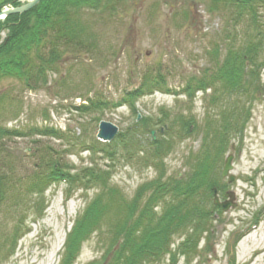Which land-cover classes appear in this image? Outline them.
I'll list each match as a JSON object with an SVG mask.
<instances>
[{
  "label": "rangeland",
  "instance_id": "obj_1",
  "mask_svg": "<svg viewBox=\"0 0 264 264\" xmlns=\"http://www.w3.org/2000/svg\"><path fill=\"white\" fill-rule=\"evenodd\" d=\"M258 11L263 15L264 8ZM91 17L96 48L65 57L55 72H49L46 86L27 90L14 78L0 80V93H8L1 123L22 131L48 125L64 136H13L3 139L4 148L16 176L32 170L40 144L34 140L56 149L54 153L72 166V173L94 164L109 167V186L130 201L136 188L152 180L160 169L163 178L189 170L187 161L204 135V116L217 114L224 105L208 102L210 90L205 92L206 99L201 91L189 97L179 90L190 76L200 77L205 70L216 68L226 45L232 40L241 42L249 33L230 10L215 7L211 0H126L114 13ZM261 46L259 57L264 61V40ZM146 71L161 74L164 86L172 91L153 90L138 96L132 100L133 110L127 104L112 106L125 91L139 85ZM259 74L260 93L252 100L244 99L248 114L243 130L231 137L229 148L216 164L215 180L219 184L212 200L215 190L219 201L229 199L225 193L232 192L234 206L213 215L210 234L200 238L197 253L189 259L176 256L172 260L163 255L143 264H264V65ZM86 97L101 98L109 104L84 113L76 106L85 103ZM182 116H190L200 129L185 133L178 122ZM140 118H150V126H136ZM101 120L115 124L123 133L124 142L112 143V155L96 149L101 148L100 142H113L118 133L110 141L99 140L96 133ZM150 133L154 139L166 134L171 144L162 160L148 159ZM229 154L228 174L234 175L230 183L228 174H221ZM98 191L96 187L68 188L64 180L53 181L43 192L41 214L31 207L36 194L22 197L16 210L23 216L22 230L14 250L1 264H60L73 221ZM180 239L174 235L171 247ZM108 242L109 233L102 227L82 243L72 264L100 262L108 255Z\"/></svg>",
  "mask_w": 264,
  "mask_h": 264
},
{
  "label": "trees",
  "instance_id": "obj_2",
  "mask_svg": "<svg viewBox=\"0 0 264 264\" xmlns=\"http://www.w3.org/2000/svg\"><path fill=\"white\" fill-rule=\"evenodd\" d=\"M26 1L0 0V11ZM125 2L40 0L24 12L6 15L0 19V80L14 78L27 90L43 88L48 83L49 72H55L65 57L96 48L91 16L114 13ZM211 3L230 10L235 19L247 26L249 34L241 42L232 40L226 45L222 60H215L216 68L205 70L200 77L190 76L179 92L192 97L195 92L201 91L203 99H206L205 92L210 90L208 102H221L224 107L221 106L217 114L204 116L201 127L204 135L196 153L187 161L189 170L183 175L163 178L164 172L160 169L152 180L136 188L130 201L119 190L109 186V167L94 164L72 173V166L61 161V155L54 153L56 149L39 140H34L40 144L35 149L32 170L16 176L15 166L6 155L4 138L38 134L60 139L64 134L48 125L22 131L1 123L8 93H0V264L14 250L22 230L23 216L16 211L22 197L36 194L37 200L31 207L41 214L43 208L39 206L43 202V192L50 183L58 180L67 182L68 188L75 185L99 190L73 221L64 241L60 264H72L82 243L102 227H106L109 233L108 255L100 262L90 264H143L158 260L163 255L172 260L176 256H184L187 260L197 253L200 238L210 234L213 215L221 212L212 200V192L219 184L215 180L216 164L221 162L229 148L231 137L243 130L248 114L244 99L252 100L260 93L259 73L264 65L259 57L264 40V13L262 15L258 11L259 7L264 8V0H211ZM253 30L255 34L252 36ZM160 76L159 73L146 71L139 85L125 91L112 106L127 104L133 110L132 100L138 96L153 90L172 91L164 86ZM84 101L76 106L84 113L109 104L96 97H86ZM149 120L140 118L135 125L146 129L151 124ZM193 120L190 116L179 118L180 129L188 134L196 128L200 129ZM165 135L154 139L150 133L148 154L151 157L148 159H163L171 145ZM122 137L123 133L118 131L113 142L99 141L102 146H96V149L112 155V143L124 142ZM174 235L181 239L172 248Z\"/></svg>",
  "mask_w": 264,
  "mask_h": 264
},
{
  "label": "water",
  "instance_id": "obj_3",
  "mask_svg": "<svg viewBox=\"0 0 264 264\" xmlns=\"http://www.w3.org/2000/svg\"><path fill=\"white\" fill-rule=\"evenodd\" d=\"M40 0H27L26 2L22 3L19 6L16 7H10L5 8L0 11V17L4 18L6 15L11 13H20L24 12L30 8H32L34 5H36ZM118 132V127L105 120H101L98 124V130L96 133V136L101 141H110L113 139ZM152 135H154V131L151 132ZM154 137V136H153ZM231 159L232 154H229L226 156L224 165L221 171V174L223 176H226L228 174V171L231 169ZM234 181V175L228 174V182ZM226 196L229 197V199H226L224 201H219L216 195V190L214 191V204L218 205L223 211H226L230 206H234V203L232 202L233 199V193L232 192H226Z\"/></svg>",
  "mask_w": 264,
  "mask_h": 264
},
{
  "label": "clouds",
  "instance_id": "obj_4",
  "mask_svg": "<svg viewBox=\"0 0 264 264\" xmlns=\"http://www.w3.org/2000/svg\"><path fill=\"white\" fill-rule=\"evenodd\" d=\"M0 19H2V17H0Z\"/></svg>",
  "mask_w": 264,
  "mask_h": 264
}]
</instances>
